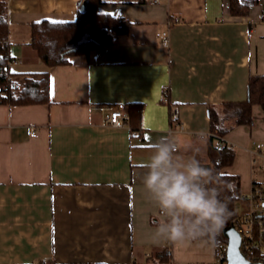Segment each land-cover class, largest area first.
I'll list each match as a JSON object with an SVG mask.
<instances>
[{
  "label": "crops",
  "instance_id": "crops-1",
  "mask_svg": "<svg viewBox=\"0 0 264 264\" xmlns=\"http://www.w3.org/2000/svg\"><path fill=\"white\" fill-rule=\"evenodd\" d=\"M80 1L8 0L9 71H48L50 91L46 102H0V264L213 262L214 243L153 242L165 218L143 186L145 161L168 136L181 160L211 169L209 106L246 99L250 76L264 74V0L247 15H234L231 0H105L99 11H123L128 31L49 66L32 25L75 20ZM131 102L143 105L142 135L127 121ZM113 109L126 113L123 124H111ZM253 113L252 125L224 137L236 156L223 171L240 176L243 195L264 182V108Z\"/></svg>",
  "mask_w": 264,
  "mask_h": 264
},
{
  "label": "trees",
  "instance_id": "trees-1",
  "mask_svg": "<svg viewBox=\"0 0 264 264\" xmlns=\"http://www.w3.org/2000/svg\"><path fill=\"white\" fill-rule=\"evenodd\" d=\"M104 1L81 0L75 20L43 19L33 23L32 44L47 65L67 64L71 56L89 53L93 48L111 44L120 34L128 31L131 24L128 19L99 11L98 6ZM255 1L257 0H231V12L234 15H247ZM7 14L8 0H0V102L29 104L49 101L48 71L28 73L22 79L9 71V65L14 57L10 52ZM255 105H261L264 108V74L250 76L246 99L209 106L211 131L208 135L207 155L211 170L218 178L214 186L219 191L220 198L227 203L231 213L211 243L227 241V236L224 235L225 229L232 223L236 224L241 216L236 206V203L244 198L240 176L223 171L225 167L234 163L236 150L225 141L224 137L236 125L254 123ZM142 111L143 105L140 102L128 104L127 121L131 125L133 134L137 132L142 135ZM160 254L162 259L170 261L172 252L169 248L160 251Z\"/></svg>",
  "mask_w": 264,
  "mask_h": 264
},
{
  "label": "clouds",
  "instance_id": "clouds-1",
  "mask_svg": "<svg viewBox=\"0 0 264 264\" xmlns=\"http://www.w3.org/2000/svg\"><path fill=\"white\" fill-rule=\"evenodd\" d=\"M150 151L143 186L165 218L157 224L153 242H211L231 215L214 186L217 176L195 158L176 156L177 144L168 136L155 141Z\"/></svg>",
  "mask_w": 264,
  "mask_h": 264
},
{
  "label": "built area",
  "instance_id": "built-area-1",
  "mask_svg": "<svg viewBox=\"0 0 264 264\" xmlns=\"http://www.w3.org/2000/svg\"><path fill=\"white\" fill-rule=\"evenodd\" d=\"M150 1L158 2L159 0ZM118 16H123V11H119ZM161 37L164 45L170 44L168 31H163ZM165 101H168V97H165ZM173 117L178 119L177 110L173 111ZM110 118L111 124L117 126L123 124L127 117L123 111L113 109ZM35 134L36 132L33 133ZM228 144L233 146L231 143ZM256 153L264 155V142L257 144ZM244 198L248 200L247 210L241 212L235 224L242 237L241 250L247 260L264 263V182L255 181L251 191L244 195ZM159 213L161 214L160 209ZM214 248L215 260L208 264H228V241H218L214 243Z\"/></svg>",
  "mask_w": 264,
  "mask_h": 264
},
{
  "label": "water",
  "instance_id": "water-1",
  "mask_svg": "<svg viewBox=\"0 0 264 264\" xmlns=\"http://www.w3.org/2000/svg\"><path fill=\"white\" fill-rule=\"evenodd\" d=\"M224 235L228 239V264H264L252 262L245 258L241 250V233L234 223L225 229Z\"/></svg>",
  "mask_w": 264,
  "mask_h": 264
},
{
  "label": "rangeland",
  "instance_id": "rangeland-1",
  "mask_svg": "<svg viewBox=\"0 0 264 264\" xmlns=\"http://www.w3.org/2000/svg\"><path fill=\"white\" fill-rule=\"evenodd\" d=\"M260 177L264 178V171L261 172V176ZM236 206H237V209H238L239 212H241L242 210L245 209V205L240 200L236 203Z\"/></svg>",
  "mask_w": 264,
  "mask_h": 264
}]
</instances>
